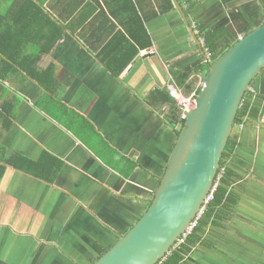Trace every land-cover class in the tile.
Returning a JSON list of instances; mask_svg holds the SVG:
<instances>
[{"label":"crops","instance_id":"crops-1","mask_svg":"<svg viewBox=\"0 0 264 264\" xmlns=\"http://www.w3.org/2000/svg\"><path fill=\"white\" fill-rule=\"evenodd\" d=\"M159 1L0 0V221L18 215V234L108 211L117 233L96 227L99 254L143 212L202 84L198 28L212 19L209 0ZM244 247L229 264H264Z\"/></svg>","mask_w":264,"mask_h":264},{"label":"water","instance_id":"water-1","mask_svg":"<svg viewBox=\"0 0 264 264\" xmlns=\"http://www.w3.org/2000/svg\"><path fill=\"white\" fill-rule=\"evenodd\" d=\"M263 69L264 22L207 65L150 204L92 264H156L170 252L203 211L243 96Z\"/></svg>","mask_w":264,"mask_h":264},{"label":"rangeland","instance_id":"rangeland-1","mask_svg":"<svg viewBox=\"0 0 264 264\" xmlns=\"http://www.w3.org/2000/svg\"><path fill=\"white\" fill-rule=\"evenodd\" d=\"M209 1L211 7L208 11L212 19L206 25L208 30L214 25H226L238 38L242 32L264 20V0H223V3L221 0ZM205 71L204 69L203 72ZM252 89L261 99L259 119L248 125H237L233 128L232 134L236 138V144L234 152L228 157V164L237 175L232 186L234 191L239 193V201L226 227L205 229L203 236L213 244L211 247L197 244L196 249L189 252V264H229L226 259L231 255L230 259H237L238 254L234 251L241 250L244 246L250 247L247 250L252 251L250 257L254 262H260L264 257V168L255 165L257 162L264 163V70L252 83ZM248 137L254 139L251 140L252 151L247 150L244 144V139ZM245 154H249L247 156L250 159L242 156ZM162 170L163 168H155V171H161V174ZM106 207L110 208L111 204H106ZM103 209L106 210L104 207ZM108 214L107 211L104 217L99 218L101 222H91L92 219L88 215L80 214L52 219L45 222V225L43 220L24 221L26 224H23L21 234H18V229L22 228L19 226L18 215H11L10 220L1 219L0 264H89L88 254L97 256V251L104 243L98 236L102 233L101 228L105 226L114 229ZM101 224L103 225L99 231L96 227ZM40 225L43 229L38 228ZM32 229L35 231L31 232ZM120 230V233H123L125 227H120ZM114 231L116 232L115 229ZM73 233V238H68L69 234ZM258 243L261 244L260 255L256 253Z\"/></svg>","mask_w":264,"mask_h":264},{"label":"trees","instance_id":"trees-1","mask_svg":"<svg viewBox=\"0 0 264 264\" xmlns=\"http://www.w3.org/2000/svg\"><path fill=\"white\" fill-rule=\"evenodd\" d=\"M161 1L162 0L159 1L160 6ZM186 1L190 2L191 0ZM199 1L200 0H197V3ZM221 1L223 3V0ZM174 2V0H163L164 6L163 8H161V11H171L175 6ZM195 5L196 2H193L190 5V10L193 9ZM263 22L264 20L260 24H262ZM249 30H251V28L242 32V35L247 33ZM198 36L203 39V48L211 53L210 63H212L237 40V38L234 37V33L226 25H214L212 31H209L208 28L204 27H201L200 29L198 28ZM1 41L2 40H0V42ZM149 43V41H146V44L149 45ZM208 64H202L205 70ZM186 75L187 74H185V77ZM254 80L252 81V83L254 82ZM252 83L250 88L245 92L243 96L241 105L238 108L234 119L233 128L237 125H248L249 123L259 118L261 99L260 96L253 91ZM165 98H168L167 93L165 94ZM182 123L183 121L180 122L179 129L181 128ZM235 144L236 138L234 134L231 133L219 163L216 175L217 180H215L217 181V186L213 192V198L204 205V209L199 218L197 219V224L195 228L193 229L191 234L187 236L183 244L176 246L175 248H171L170 252L164 258L159 260L156 264H189V252L193 249H196L197 244L202 245L203 247H211L213 244V242L208 240L206 236H203L205 229L210 230L213 228H224L226 227L227 221L232 218L233 209L239 201V193L234 191L232 186L234 178H236L237 175L233 167L228 164V157L232 152H234ZM41 163H44V160H40L36 164L40 166ZM158 182L159 179L157 181V184ZM155 188L153 190V193L155 191ZM152 196L146 200L143 212L150 204ZM142 213L137 216L134 222L141 216ZM129 227H127L125 230H128ZM113 243H110L109 245L104 247L103 250L100 252V255L105 252ZM88 255V260L90 261L89 264H92L100 256L99 254L96 256L90 253Z\"/></svg>","mask_w":264,"mask_h":264},{"label":"built area","instance_id":"built-area-1","mask_svg":"<svg viewBox=\"0 0 264 264\" xmlns=\"http://www.w3.org/2000/svg\"><path fill=\"white\" fill-rule=\"evenodd\" d=\"M200 43L202 44V46H204V42H203L202 38L200 39ZM205 51H206V54H205L204 60H205V63L208 64L211 61V53L207 50H205ZM171 94H172V96H176V92L174 90L171 91ZM193 106H194V98L192 101H188L184 104L182 112L180 113V122L184 120L186 111L188 109L192 108ZM215 180H217V178ZM216 186H217V181H214L213 187L211 188L210 193L208 194L207 202L213 198V192H214ZM201 213L202 212H200L199 215L189 224V226L186 228L185 232L182 233V235L178 238V240L176 241V243L173 245L172 248H175L176 246H179L185 242V239L187 238V236L190 235L191 232L193 231V229L195 228V226L197 224V219L199 218Z\"/></svg>","mask_w":264,"mask_h":264},{"label":"clouds","instance_id":"clouds-1","mask_svg":"<svg viewBox=\"0 0 264 264\" xmlns=\"http://www.w3.org/2000/svg\"><path fill=\"white\" fill-rule=\"evenodd\" d=\"M126 231H127V230H126ZM126 231H125V232H126ZM123 233H124V232H123ZM123 233H122V234H123ZM119 235H120V234H118V237H119ZM115 241H116V240H115Z\"/></svg>","mask_w":264,"mask_h":264}]
</instances>
